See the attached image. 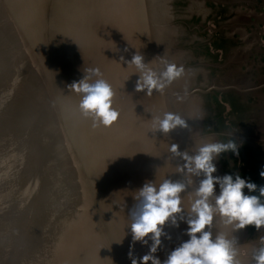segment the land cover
Instances as JSON below:
<instances>
[{"label":"water","instance_id":"1","mask_svg":"<svg viewBox=\"0 0 264 264\" xmlns=\"http://www.w3.org/2000/svg\"><path fill=\"white\" fill-rule=\"evenodd\" d=\"M136 53L184 73L137 92ZM90 68L114 90L111 127L93 128L69 88ZM165 112L188 127L154 132ZM229 139L239 155L222 153L214 176L264 186V0H0V264H140L152 241L132 240L136 192L184 179L171 144ZM177 222L163 228L162 264L190 238ZM234 235L252 264L264 228Z\"/></svg>","mask_w":264,"mask_h":264},{"label":"clouds","instance_id":"2","mask_svg":"<svg viewBox=\"0 0 264 264\" xmlns=\"http://www.w3.org/2000/svg\"><path fill=\"white\" fill-rule=\"evenodd\" d=\"M163 63V69L157 71L150 67L151 63L144 62L141 54L132 56L128 66H134L135 73L139 74L137 92L147 90L149 96L153 90L163 93L183 75V67L167 61ZM69 88L80 95V113L91 119L93 128L111 127L117 122L120 113L113 106L114 90L98 68L86 69L83 78L74 81ZM177 100L183 97L177 96ZM178 127L187 128L188 123L176 113L165 112L152 119L154 132L167 135ZM239 147L233 139L202 143L192 153L180 151L178 144L170 145L169 151L184 161L176 167L184 179L165 178L159 184L146 182L136 192L137 203L130 213L133 242L148 244L146 237L149 236L152 241L149 253L141 258L140 264H162L154 254L165 235L166 223L171 221L178 226L177 216L187 223L186 234L190 238L172 250L163 264H245L234 233L250 225L257 230L264 228V186L258 187L239 174L214 176L217 171L214 161L226 152L239 155ZM260 176L264 178V171ZM189 187L190 192L187 191ZM186 192L187 195H183ZM185 209L186 217L183 215ZM216 226L219 227L214 232ZM251 262L264 264V237L259 247L251 249ZM132 264H137V260L133 259Z\"/></svg>","mask_w":264,"mask_h":264}]
</instances>
